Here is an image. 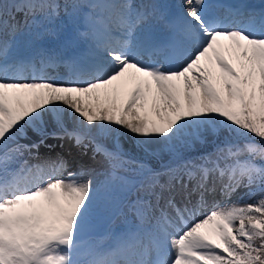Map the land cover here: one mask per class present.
Listing matches in <instances>:
<instances>
[{
    "label": "snow or ice",
    "instance_id": "snow-or-ice-1",
    "mask_svg": "<svg viewBox=\"0 0 264 264\" xmlns=\"http://www.w3.org/2000/svg\"><path fill=\"white\" fill-rule=\"evenodd\" d=\"M159 7L0 0V264H264V8L182 0L168 19ZM61 13L71 23L63 36L49 27ZM18 35L34 55H20ZM45 37L72 54L49 51ZM60 63L67 79L44 73ZM46 113L77 146L89 140L103 157L95 185L83 169L64 177L62 159L21 161L29 145L18 138ZM64 115L79 126L68 131ZM119 128L138 138L145 157L169 161L157 170L109 149L101 140ZM221 131L213 152L183 157L182 148ZM217 185L225 196L248 191L194 216ZM133 189L142 193L128 204L138 222L87 236Z\"/></svg>",
    "mask_w": 264,
    "mask_h": 264
},
{
    "label": "rangeland",
    "instance_id": "rangeland-1",
    "mask_svg": "<svg viewBox=\"0 0 264 264\" xmlns=\"http://www.w3.org/2000/svg\"><path fill=\"white\" fill-rule=\"evenodd\" d=\"M67 117H69V116H67ZM48 118L53 120V121L56 120L51 113L45 114L44 119H48ZM114 132L119 133V129H117V131L115 130ZM208 135L210 136L211 132H208ZM139 151L143 152L140 148H139ZM157 160H158V158L155 157V161H157ZM81 169L85 170L87 173L82 178L83 179H92L94 182V185H95V183L98 180L102 179V177L99 174L103 170V161L98 160V159L89 158L87 163L83 166H79L75 161L71 163L70 171L79 172ZM247 191H248L247 188L241 186V187L237 188L235 192H232L229 196L223 197L222 200L219 202V204L223 206L226 204L234 203L237 200H239L241 197L245 196Z\"/></svg>",
    "mask_w": 264,
    "mask_h": 264
},
{
    "label": "trees",
    "instance_id": "trees-1",
    "mask_svg": "<svg viewBox=\"0 0 264 264\" xmlns=\"http://www.w3.org/2000/svg\"><path fill=\"white\" fill-rule=\"evenodd\" d=\"M226 135H227V133L224 132V133H223L224 138H225ZM219 139H220V134H219L218 137H217V136H214L213 139H211L210 141L208 140L207 144H208V145H211L213 142H217V141H219ZM207 144H204L203 147H205Z\"/></svg>",
    "mask_w": 264,
    "mask_h": 264
}]
</instances>
